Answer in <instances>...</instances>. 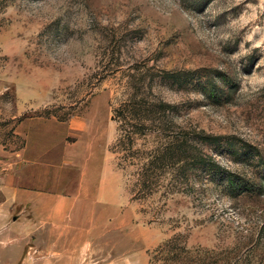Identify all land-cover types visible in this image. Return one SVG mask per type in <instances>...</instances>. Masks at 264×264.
<instances>
[{
    "label": "rangeland",
    "instance_id": "1",
    "mask_svg": "<svg viewBox=\"0 0 264 264\" xmlns=\"http://www.w3.org/2000/svg\"><path fill=\"white\" fill-rule=\"evenodd\" d=\"M16 90L26 115L89 120L98 111L124 202L100 254L136 250L122 264H264V0H0L10 112ZM134 98L172 105L171 130L225 138L217 160L244 192L200 175L147 188L132 154L153 137L137 136L130 153L116 112ZM30 247L18 264H49L28 260Z\"/></svg>",
    "mask_w": 264,
    "mask_h": 264
},
{
    "label": "crops",
    "instance_id": "2",
    "mask_svg": "<svg viewBox=\"0 0 264 264\" xmlns=\"http://www.w3.org/2000/svg\"><path fill=\"white\" fill-rule=\"evenodd\" d=\"M13 108L0 91V264H18L30 244L27 259L49 264L136 260V250L98 252L124 205L98 111L89 120L26 115L17 90Z\"/></svg>",
    "mask_w": 264,
    "mask_h": 264
},
{
    "label": "trees",
    "instance_id": "3",
    "mask_svg": "<svg viewBox=\"0 0 264 264\" xmlns=\"http://www.w3.org/2000/svg\"><path fill=\"white\" fill-rule=\"evenodd\" d=\"M170 110L174 107L163 101L134 98L116 111L123 119L121 127L126 132L124 143L130 146V153H133L137 136L153 137L149 150L132 154V157H142L144 161L142 177L148 183L146 187L158 185L161 178L168 176L188 183L192 177L200 175L211 181L227 182L230 191L244 192L245 188L237 182L238 175L217 160L228 152L227 140L204 132L192 135L171 130L166 122Z\"/></svg>",
    "mask_w": 264,
    "mask_h": 264
}]
</instances>
